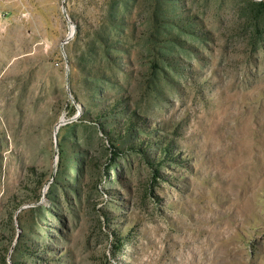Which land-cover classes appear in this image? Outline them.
Returning a JSON list of instances; mask_svg holds the SVG:
<instances>
[{
    "label": "rangeland",
    "instance_id": "rangeland-1",
    "mask_svg": "<svg viewBox=\"0 0 264 264\" xmlns=\"http://www.w3.org/2000/svg\"><path fill=\"white\" fill-rule=\"evenodd\" d=\"M0 264H264V0H0Z\"/></svg>",
    "mask_w": 264,
    "mask_h": 264
},
{
    "label": "trees",
    "instance_id": "trees-1",
    "mask_svg": "<svg viewBox=\"0 0 264 264\" xmlns=\"http://www.w3.org/2000/svg\"><path fill=\"white\" fill-rule=\"evenodd\" d=\"M166 149H167V148H166ZM166 149H163V150H164V153H165L164 156H166Z\"/></svg>",
    "mask_w": 264,
    "mask_h": 264
}]
</instances>
